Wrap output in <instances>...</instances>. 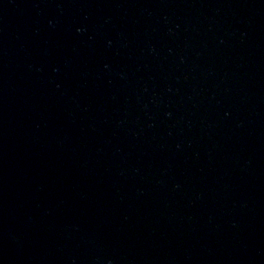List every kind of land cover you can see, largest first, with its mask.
Listing matches in <instances>:
<instances>
[{"label":"water","instance_id":"obj_1","mask_svg":"<svg viewBox=\"0 0 264 264\" xmlns=\"http://www.w3.org/2000/svg\"><path fill=\"white\" fill-rule=\"evenodd\" d=\"M0 264H264V0H0Z\"/></svg>","mask_w":264,"mask_h":264}]
</instances>
